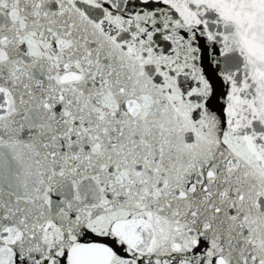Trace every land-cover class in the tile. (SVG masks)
I'll return each mask as SVG.
<instances>
[{"label":"snow or ice","instance_id":"6c2138e0","mask_svg":"<svg viewBox=\"0 0 264 264\" xmlns=\"http://www.w3.org/2000/svg\"><path fill=\"white\" fill-rule=\"evenodd\" d=\"M0 264H264V0H0Z\"/></svg>","mask_w":264,"mask_h":264}]
</instances>
